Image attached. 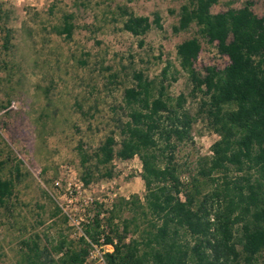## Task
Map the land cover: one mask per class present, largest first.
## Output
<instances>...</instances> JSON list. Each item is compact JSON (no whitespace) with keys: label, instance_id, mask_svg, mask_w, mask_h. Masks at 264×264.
<instances>
[{"label":"trees","instance_id":"1","mask_svg":"<svg viewBox=\"0 0 264 264\" xmlns=\"http://www.w3.org/2000/svg\"><path fill=\"white\" fill-rule=\"evenodd\" d=\"M218 2L187 0L172 26L173 33L196 28L175 50L179 69L190 84L189 94L198 97L195 112L183 108L184 95L173 99L167 94L169 84L163 79L173 66L167 60L158 83L142 72L134 73L133 86L123 93L129 106L127 120L117 135L110 132L90 153L82 143L76 148L78 178L85 187L112 179L114 160L138 157L143 196H118L110 206L93 200L86 207L83 234L73 240L61 237L44 250L34 242L29 248L30 264H88L90 243L101 238L113 247L104 255L107 264H260L258 257L264 252V17L254 13V0H227L225 10L213 13L211 7ZM122 13L123 30L134 36L145 35L153 26L162 29L158 12L151 20L126 7ZM12 20L13 8L0 2V71L7 74L15 66ZM73 29V14L64 13L54 32L68 39ZM203 42L228 58L223 69L206 66L199 72L195 68ZM14 99L8 96L7 105ZM6 108L0 102V112ZM198 122L218 139L209 154L180 162L177 147L192 140ZM13 161L10 156L2 158L0 151V205L11 200L15 179L22 175L20 162L10 168Z\"/></svg>","mask_w":264,"mask_h":264},{"label":"rangeland","instance_id":"2","mask_svg":"<svg viewBox=\"0 0 264 264\" xmlns=\"http://www.w3.org/2000/svg\"><path fill=\"white\" fill-rule=\"evenodd\" d=\"M186 1L0 0L13 8L9 26L15 44L14 68L9 74L0 71V102L7 107L0 112V151L2 158H14L10 168L20 162L22 173L15 179L11 200L0 205V264H30L34 242L44 250L61 237L78 238L90 199L110 206L118 196H143L141 163L134 157L114 160L112 179L84 186L70 200L68 188L75 192L79 182L76 148L82 143L90 153L110 132L117 135L127 120L129 106L123 93L133 86L134 73L142 72L158 83L167 60L173 63L163 79L169 84L167 94L173 99L184 95L183 108L195 112L198 97L189 94L190 84L179 69L175 50L196 28L172 32ZM226 1L219 0L211 11L225 10ZM124 7L150 20L158 12L162 29L153 26L143 36L123 30ZM252 9L264 17V0H254ZM64 13L73 14L68 39L54 32ZM227 63L214 45L203 42L195 68L204 72L206 66L223 69ZM8 96L15 97L9 105ZM191 136L177 147L180 162L209 154L218 139L202 122ZM258 263L264 264V252Z\"/></svg>","mask_w":264,"mask_h":264},{"label":"built area","instance_id":"3","mask_svg":"<svg viewBox=\"0 0 264 264\" xmlns=\"http://www.w3.org/2000/svg\"><path fill=\"white\" fill-rule=\"evenodd\" d=\"M75 186V192L74 189L68 188V195L70 200H74L77 195L81 193V188L84 187L81 181L79 180L78 183L74 184ZM85 189V188H84ZM84 189H82L84 191ZM89 199V198H88ZM93 200L90 199L89 203H91ZM113 250V247L111 244H103V238L99 240V243H90V248L87 256V263L88 264H107L105 261V253L111 252Z\"/></svg>","mask_w":264,"mask_h":264}]
</instances>
